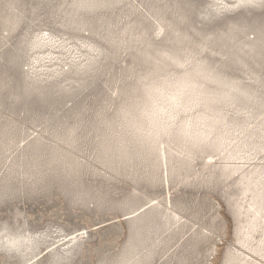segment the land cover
Wrapping results in <instances>:
<instances>
[{"label": "rangeland", "instance_id": "374dc122", "mask_svg": "<svg viewBox=\"0 0 264 264\" xmlns=\"http://www.w3.org/2000/svg\"><path fill=\"white\" fill-rule=\"evenodd\" d=\"M0 264H264V0H0Z\"/></svg>", "mask_w": 264, "mask_h": 264}, {"label": "bare ground", "instance_id": "6f19581e", "mask_svg": "<svg viewBox=\"0 0 264 264\" xmlns=\"http://www.w3.org/2000/svg\"><path fill=\"white\" fill-rule=\"evenodd\" d=\"M103 1L106 2V0ZM219 1H221V5L232 8L234 7V4L236 5L244 0H234L231 3H225V0ZM249 1L253 2L254 0ZM203 68L204 67H195L196 70L194 69L193 72H187L185 77L178 79V81L173 84L174 86L178 85L180 87V89L178 90L179 92H177L179 94L174 93L169 96L159 95L161 97V100L171 102L174 105V109H172L171 111H165L162 107H159L158 109H151L150 104L152 99L155 100L156 92L162 90V88H160L161 85H152L151 90H149L146 94L147 100H149L145 102L146 105L138 113V125L141 122L140 118H142L143 114L146 113L147 118H149L152 123L151 125L157 129L154 134L155 136H157L162 128H164L162 123L159 121V117L166 118L167 120H172L180 115L181 112H186L187 117L192 119L186 120L178 133L183 135L186 134L187 143L195 141V144H197V142L199 144L200 142L208 141L209 138H211L215 134L216 126L218 125L219 121L221 120L222 122H225L228 113H225L222 108L217 106V104H215V107L213 108L212 105H208L204 103L203 100H200L198 98L200 94L203 93V91L195 83L194 78L204 75L201 70ZM188 79L190 80V82L188 81ZM206 97L208 99L216 100V97ZM180 106L182 107V109L178 108ZM200 106H204V108H201V110L198 109ZM231 136L232 135L230 131H225L222 134H216L215 137H213L217 142V144L215 145H227L226 143L231 141ZM153 142L155 143L156 140H153ZM256 181L257 178L248 180L249 184L247 190L253 189L252 186L256 185ZM259 200V192H255V195L253 197L254 203L250 208L254 209L256 214H259L262 211V208L257 205V203H260Z\"/></svg>", "mask_w": 264, "mask_h": 264}]
</instances>
